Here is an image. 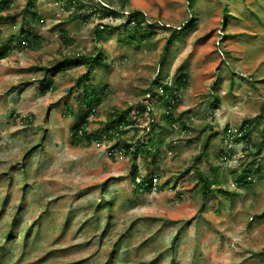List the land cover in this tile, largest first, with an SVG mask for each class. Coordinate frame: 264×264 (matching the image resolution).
<instances>
[{
	"label": "rangeland",
	"instance_id": "obj_1",
	"mask_svg": "<svg viewBox=\"0 0 264 264\" xmlns=\"http://www.w3.org/2000/svg\"><path fill=\"white\" fill-rule=\"evenodd\" d=\"M27 1L11 0L1 44ZM106 3L116 15L99 12ZM133 11L144 15L138 28ZM32 12L24 25L36 43L0 58V264H264V0H32ZM96 52L89 85L101 100L87 131L143 102L159 124L155 164L109 154L134 122L118 140L71 142L76 117L66 109L86 69L39 67ZM133 165L136 180L157 174L160 190L134 192ZM212 167L230 197L198 193V171L211 177Z\"/></svg>",
	"mask_w": 264,
	"mask_h": 264
},
{
	"label": "trees",
	"instance_id": "obj_2",
	"mask_svg": "<svg viewBox=\"0 0 264 264\" xmlns=\"http://www.w3.org/2000/svg\"><path fill=\"white\" fill-rule=\"evenodd\" d=\"M188 4H192L194 0H186ZM11 0H0V26L4 24L10 17L9 14H4L10 7ZM32 0H28L23 10V18L21 26L19 27L18 32L3 44L0 43V58H4L11 48L21 47L23 44H26L31 47L32 44L36 43V39H31L30 24L25 27L26 21L34 19L35 12H32L30 15H27L28 8L31 6ZM99 12L103 15H116V11L106 3V6L98 8ZM132 21L135 26H140V24L145 20L144 15L141 11H133ZM130 17H128L127 22H130ZM25 20V21H24ZM182 27H180L181 30ZM1 31V28H0ZM144 38H147L148 31H144ZM173 34H171L166 40L163 50L162 58L168 53L169 47L173 42ZM102 53L96 52L95 54H77L75 56H63L61 59L57 60L51 67H39L45 73L51 72L55 74L66 67H76L83 66L85 67V72L80 76L83 84L80 85L82 88L80 95L76 98L75 108L67 107L66 112L69 115L76 117L74 125L70 128V140L71 142L84 141L85 144H90L92 141L96 140L98 143L104 139H120L122 138L128 130L129 126H132L134 123H137L139 128H134L135 131L132 132V135L127 139H122L119 143H116L110 148V155L114 156V152H118L121 155L130 157L135 160L139 154L143 156H150L152 163L155 164L157 157L155 151V141L150 137V132L156 126H159L157 122L154 121L152 112L148 109V105L143 102H137L133 105H130L126 108H123L119 111L108 112L105 115L104 120L102 121V129L100 133H90L87 131V124L89 117L93 114L94 109L98 106L101 97L98 95L97 91L92 85H89V81L93 75L95 67L101 62ZM184 76L178 78V82H181ZM80 79L78 78L75 82L76 87H79ZM51 78L48 80L45 79L43 86L40 89L41 94H44L51 84ZM181 84V83H180ZM161 100L164 102L165 107L167 108L165 112L162 113L161 118L168 124H172L174 119L170 115V109L174 107V104L171 100V95L169 94V89L167 86L163 87ZM217 101V98L214 99V102ZM134 122V123H133ZM251 121H249L250 123ZM140 130V132H138ZM250 131L245 130L243 137H247ZM209 135L207 136V138ZM207 141V140H206ZM206 141L204 145L206 144ZM256 146V145H254ZM253 164V161L249 163V166ZM211 177L209 175L203 174L198 171V193L203 197H209L212 195H221L225 197H230L232 192L223 189L220 187L219 181L215 179L217 177V168L212 167ZM259 167L255 168H244L235 178V183L237 186H246V180L250 177V174L259 172ZM152 174V175H151ZM133 190L134 192H152L153 190H160L157 186V174L150 173L146 174L143 177H140L136 180L138 176L137 168L133 165V170L131 172Z\"/></svg>",
	"mask_w": 264,
	"mask_h": 264
}]
</instances>
